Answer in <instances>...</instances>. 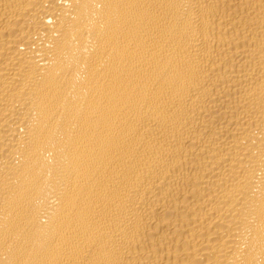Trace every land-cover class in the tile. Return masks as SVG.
Masks as SVG:
<instances>
[{
	"label": "bare ground",
	"instance_id": "bare-ground-1",
	"mask_svg": "<svg viewBox=\"0 0 264 264\" xmlns=\"http://www.w3.org/2000/svg\"><path fill=\"white\" fill-rule=\"evenodd\" d=\"M0 264H264V0H0Z\"/></svg>",
	"mask_w": 264,
	"mask_h": 264
}]
</instances>
